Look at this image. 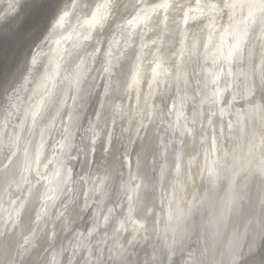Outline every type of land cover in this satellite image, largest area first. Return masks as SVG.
Returning a JSON list of instances; mask_svg holds the SVG:
<instances>
[{
  "label": "clouds",
  "instance_id": "1",
  "mask_svg": "<svg viewBox=\"0 0 264 264\" xmlns=\"http://www.w3.org/2000/svg\"><path fill=\"white\" fill-rule=\"evenodd\" d=\"M0 264H264V0H0Z\"/></svg>",
  "mask_w": 264,
  "mask_h": 264
}]
</instances>
